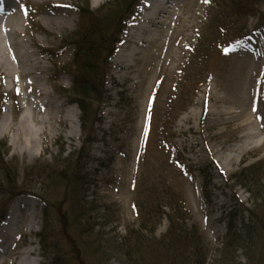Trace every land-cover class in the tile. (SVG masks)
<instances>
[{"label": "rangeland", "instance_id": "374dc122", "mask_svg": "<svg viewBox=\"0 0 264 264\" xmlns=\"http://www.w3.org/2000/svg\"><path fill=\"white\" fill-rule=\"evenodd\" d=\"M107 1L20 0L23 31L4 39L9 41L8 49L12 47L10 56L19 52L20 44L26 46L28 67L20 58L13 61L11 72L0 65V102L4 98L0 140L7 143L6 160H15L19 167L20 183L29 166L53 163L62 153L66 158L83 146L81 111L58 92L59 87H70L71 77L56 72L41 47L60 48L64 37L80 25L79 7L89 5L96 10ZM218 2L178 0L167 22V30L173 34L163 35L162 26L156 45H139L141 51L131 67L117 61L121 52L131 53L137 45L136 38L129 36L134 21L129 23L110 62L108 101L102 107L96 126L98 138L85 168L86 201L95 232L107 241L126 235L129 229L147 231L139 222L135 205L138 203L143 215L142 196L155 187L161 192L160 183L178 187L204 232L203 241L210 250L208 264H219L222 258L232 215L236 216L233 228L237 226L232 234L236 230L245 237L232 244L236 250L232 264H264V178L260 186H253L259 189L256 193L242 181V172L264 159V31L256 30L258 19L251 17L244 22L249 38L238 42L223 30L227 23L220 20ZM47 14L63 17L62 28L50 25ZM141 14H136L135 20ZM34 17L40 27L32 22ZM71 55L70 50H63L58 64ZM142 57L147 58L145 66ZM202 69L204 77L199 75ZM73 114L79 123L69 119ZM23 115L28 117L27 128L18 132ZM165 121L168 124L162 130ZM3 124L8 126L5 134ZM37 132L41 152L32 157L31 143ZM172 145L177 148L178 162ZM34 187L40 193L39 186L34 183ZM206 190L210 203L205 200ZM15 203L19 229L5 245H1L0 236L2 264H16L29 248L35 250L30 258L37 259L38 264H51V259L44 257L38 236L44 224L43 203L33 196L20 197L10 204L6 218ZM62 220L59 212L52 216L51 236L71 254L73 249L67 241L70 229L65 231ZM158 221L155 217L147 228L157 224L156 235L160 237L169 223L166 217L159 225ZM246 225L253 233H247ZM105 255L103 264H122L116 252Z\"/></svg>", "mask_w": 264, "mask_h": 264}, {"label": "trees", "instance_id": "16d2710c", "mask_svg": "<svg viewBox=\"0 0 264 264\" xmlns=\"http://www.w3.org/2000/svg\"><path fill=\"white\" fill-rule=\"evenodd\" d=\"M143 1L109 0L96 10H92L89 5L79 7L80 25L74 33L64 37L62 46L58 49L41 47L42 53L54 64L56 72L71 77L69 88L57 89L81 111L79 120L83 146L79 150L66 158H63L62 153L53 163L37 162L27 167L24 181L20 183L22 177L19 167L15 160H6L7 143L0 140V194L3 196L0 197V226L14 200L28 195L37 198L43 203L44 219L43 230L38 236L45 252L44 257L51 259V264H96L95 261H103L102 255L112 251L122 257V264H208L210 250L203 241L204 232L200 224L194 221L192 209L178 187L160 183L161 192L155 187L149 195L142 196L143 209H146L143 215L138 203L135 205L139 222L147 231L129 229L126 235L105 241L103 235L95 232V225L90 221L85 168L90 161L92 145L98 138L99 130L96 126L101 121L99 116L102 107L108 101L106 87L111 70L110 62L122 43L123 33L141 9ZM218 5L221 9V22L227 23L223 30L229 31L238 42L249 37L247 23L244 22H248L251 17L258 19L256 30L264 31V0H223V3L220 0ZM33 20L40 27L39 20L35 17ZM206 41L203 40L204 48ZM63 50H70L72 55L65 63L58 64ZM204 72L205 69H202L199 75L204 77ZM3 102L4 98H1L0 106ZM167 124L165 121L161 125L162 130H165ZM172 151L178 162L175 145H172ZM242 176L243 184L255 188L254 193L259 192L253 186L259 185L264 178V159L246 168ZM34 183L39 186L40 193L35 192ZM208 186L205 183V188ZM205 200L210 203L207 190ZM58 212L64 218L61 226L65 231L70 229L67 241L73 249V256L66 254L51 236L50 220ZM155 217L159 220L158 225L163 217L169 223L167 231L160 237L156 235L157 224L153 229L147 228V224ZM235 218L232 215L229 222L228 239L223 244L224 250L219 264H232L236 252L233 251L232 244L245 238L238 235L236 230L232 234V230L237 227L235 225L233 228ZM245 227L247 233H253L250 225Z\"/></svg>", "mask_w": 264, "mask_h": 264}, {"label": "bare ground", "instance_id": "6f19581e", "mask_svg": "<svg viewBox=\"0 0 264 264\" xmlns=\"http://www.w3.org/2000/svg\"><path fill=\"white\" fill-rule=\"evenodd\" d=\"M20 0H4L3 3V11H0V65L3 67H7V69L11 72L14 70L13 67V61H18L19 58L22 63H25L28 67V58H30V55L28 54V50L26 46L23 44H20L18 46V53H13L10 56V47L8 49V42L5 41L4 37L7 35V37L10 38V35H21L20 29L23 27L20 21H22L21 18V6L19 4ZM178 0H147L145 2V9L146 11L144 18L141 21H136L134 23V28L130 32V37L136 38L135 43L137 44L133 51L131 53L125 54L123 52H119L121 55L117 61L122 64H126L129 67L135 65V59L136 55L140 53L141 47L145 46L147 48H152L156 43L158 42L160 38V28L163 26V35H172L173 33L169 32L167 30L168 26V20H169V14L172 12V10L175 8V5H177ZM66 6V5H65ZM62 7V5H60ZM58 9V8H56ZM63 9V7H62ZM170 9V10H169ZM50 14H47L46 20L49 21L50 25H57L59 28H62L64 24V18L63 17H50ZM151 27L153 29H151ZM150 28V29H149ZM170 29V28H169ZM145 32H148L146 35L147 39H143V35ZM160 33V34H159ZM143 37V38H142ZM8 40V39H7ZM132 40V38H131ZM141 45V47H139ZM12 46V45H11ZM27 54V55H26ZM34 54V53H33ZM140 61L143 63V66H145V62H147L146 57L140 58ZM30 66V64H29ZM36 68V66H35ZM26 75V74H25ZM152 83V79L149 81V86ZM72 118L76 123H79L78 117H76L74 114L73 116L70 115L69 119ZM28 123V117L27 115H23L21 117V124L19 127V131L21 132L23 129L27 128ZM8 126L7 124H3L2 126V134H5L7 131ZM27 130V129H26ZM28 132V131H27ZM29 133V132H28ZM40 132H37L34 141L31 143L33 148L32 150V157H35L39 155L40 151V141L38 138ZM73 137L75 135H72ZM22 149V147H21ZM28 151V150H27ZM234 156H231L228 158V162L233 159ZM17 203L13 204V206L10 208L6 220L3 222V224L0 226V236H1V245H5V243L15 237L16 230L19 229V225L16 224V213L14 210V206ZM2 246H0L1 248ZM35 253V250L32 248H29L27 251L23 252V255L21 258L17 261L16 264H38L37 259L30 258ZM3 259L0 256V264L3 263Z\"/></svg>", "mask_w": 264, "mask_h": 264}, {"label": "snow or ice", "instance_id": "6c2138e0", "mask_svg": "<svg viewBox=\"0 0 264 264\" xmlns=\"http://www.w3.org/2000/svg\"><path fill=\"white\" fill-rule=\"evenodd\" d=\"M205 2H207V0H205ZM3 3H4V0H0V11H3ZM255 107L253 108V111H255ZM259 118V117H258Z\"/></svg>", "mask_w": 264, "mask_h": 264}]
</instances>
